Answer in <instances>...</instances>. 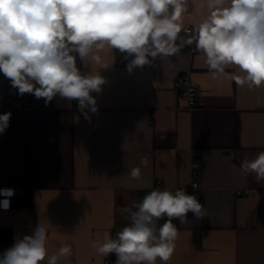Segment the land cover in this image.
Returning <instances> with one entry per match:
<instances>
[{"label": "crops", "instance_id": "1", "mask_svg": "<svg viewBox=\"0 0 264 264\" xmlns=\"http://www.w3.org/2000/svg\"><path fill=\"white\" fill-rule=\"evenodd\" d=\"M201 18L190 7L178 44ZM99 55L107 69L77 60L82 72L99 71L107 81L92 94L98 111L90 119L59 96L47 106L44 98L20 96L0 77V114H12L0 134V185L22 189L9 209H0L6 249L41 224L49 255L67 244L70 264H115L114 253L98 255L91 245L130 223L121 209L153 189H185L206 214L196 219L189 212L184 224L173 220L179 237L168 264H264V181L240 170L243 160L264 151V85L213 79L195 42L132 73L118 50ZM181 72L194 86L193 104L174 85ZM7 93L20 108L3 105ZM135 167L140 181L129 175Z\"/></svg>", "mask_w": 264, "mask_h": 264}, {"label": "clouds", "instance_id": "2", "mask_svg": "<svg viewBox=\"0 0 264 264\" xmlns=\"http://www.w3.org/2000/svg\"><path fill=\"white\" fill-rule=\"evenodd\" d=\"M190 7L202 18L194 23V34L178 44ZM193 42L213 79L228 78L249 88L264 85V0H0V74L20 96L32 94L46 104L57 96L77 101L85 119L97 113L92 94L101 93L107 81L99 71L82 72L78 59L107 69L99 54L115 49L125 54L132 73ZM11 115L0 114V134ZM240 170L244 176L254 174L257 183L264 181V151L243 160ZM129 175L140 181L141 169L132 168ZM13 194L14 189H0L5 197ZM9 204L5 199L0 207L7 210ZM121 211L130 223L115 238L106 234L91 245L98 255L114 253L115 264H168L179 237L173 220L184 224L189 212L196 219L206 214L197 196L185 189L158 188ZM48 239L47 229L38 224L31 235L14 239L0 264H70L71 246L49 255Z\"/></svg>", "mask_w": 264, "mask_h": 264}, {"label": "built area", "instance_id": "3", "mask_svg": "<svg viewBox=\"0 0 264 264\" xmlns=\"http://www.w3.org/2000/svg\"><path fill=\"white\" fill-rule=\"evenodd\" d=\"M192 28H185L184 33L187 35L191 36L192 34ZM192 49V48H191ZM174 85L177 87H182L184 90L185 95L188 98V101L190 104L194 103V86L191 84L188 75L185 72L179 73L174 80ZM73 105L76 109H79L77 106V101H72ZM47 106L48 104H44ZM11 106L15 108H20V104L17 101H14ZM197 166V162L195 160L192 161L191 163V177H192V183L191 187L194 188L197 186V182L195 180L196 177V171L195 168ZM6 188H11L14 189V194L11 197H5L3 195H0V202H2L5 199H8L10 201L8 209L12 206L13 200L16 197L17 193L22 192L21 188L18 187H13V186H7V185H0V189H6ZM244 193H247V191H243ZM237 194L241 193V191H236ZM0 209H4L3 207H0ZM6 241H7V231L6 229L0 228V256L3 255L4 251L6 250ZM106 264H110L109 259L106 260Z\"/></svg>", "mask_w": 264, "mask_h": 264}, {"label": "trees", "instance_id": "4", "mask_svg": "<svg viewBox=\"0 0 264 264\" xmlns=\"http://www.w3.org/2000/svg\"><path fill=\"white\" fill-rule=\"evenodd\" d=\"M2 76H3V74H0V77H2ZM14 101H16V100L13 97V95L11 93H7L4 95L2 103L4 106H8V105H11Z\"/></svg>", "mask_w": 264, "mask_h": 264}]
</instances>
